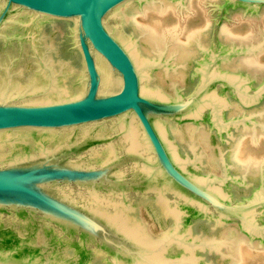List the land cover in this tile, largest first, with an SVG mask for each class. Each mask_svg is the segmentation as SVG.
Segmentation results:
<instances>
[{
  "label": "water",
  "instance_id": "1",
  "mask_svg": "<svg viewBox=\"0 0 264 264\" xmlns=\"http://www.w3.org/2000/svg\"><path fill=\"white\" fill-rule=\"evenodd\" d=\"M127 1L0 0V131L50 134L32 151L0 158V264H63L29 242L36 233L53 248L69 245L112 264H190L169 252L178 234L191 244L185 222L146 241L120 220L113 205L139 195L162 194L264 236V182L233 198L220 176L191 169L164 126L210 110L225 130L220 90L253 102L264 98V79L250 87L217 70L220 52L212 50L188 92H154L145 86L149 67L117 21ZM262 5L214 2V43L230 9Z\"/></svg>",
  "mask_w": 264,
  "mask_h": 264
},
{
  "label": "bare ground",
  "instance_id": "2",
  "mask_svg": "<svg viewBox=\"0 0 264 264\" xmlns=\"http://www.w3.org/2000/svg\"><path fill=\"white\" fill-rule=\"evenodd\" d=\"M218 1L129 0L116 10L117 21L149 67L144 75L146 87L165 96L185 94L195 85L198 71L212 50L220 52L217 70L242 77L250 87L264 79V5L230 9L227 16L239 18L241 24L229 26L224 20L214 43L216 13L207 12L205 4ZM218 98L225 130L212 124L210 110L190 120L167 121L164 126L195 173L220 176L218 186L240 199L264 182V98L243 102L228 89H221ZM49 135L23 128L0 131V158L32 151ZM113 207L128 229L146 241L165 236L185 222L182 233L191 244H185L178 234L169 252L190 264H264V236L242 231L235 220L202 214L162 194L134 196ZM259 217L264 221V208ZM19 234L26 232L19 230ZM29 239L63 264L79 260L83 264H112L103 257L84 256L69 245L53 248L41 233L29 235Z\"/></svg>",
  "mask_w": 264,
  "mask_h": 264
},
{
  "label": "rangeland",
  "instance_id": "3",
  "mask_svg": "<svg viewBox=\"0 0 264 264\" xmlns=\"http://www.w3.org/2000/svg\"><path fill=\"white\" fill-rule=\"evenodd\" d=\"M213 4H214V2H208L205 4V7H208V10H206V11L209 12L211 15L215 14V12L213 11ZM226 20L228 21L229 26H231V25L234 26V24H235V26H239L241 24V21H242L239 18L233 19V17H228V16H227ZM239 21H240V24H239ZM229 22L230 23L232 22L233 24L232 23L230 24ZM262 24H264V17H262Z\"/></svg>",
  "mask_w": 264,
  "mask_h": 264
}]
</instances>
